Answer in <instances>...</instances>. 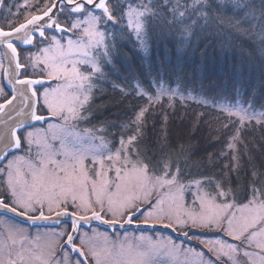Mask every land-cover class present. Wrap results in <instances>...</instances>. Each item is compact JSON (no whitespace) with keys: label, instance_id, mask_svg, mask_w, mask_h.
I'll list each match as a JSON object with an SVG mask.
<instances>
[{"label":"snow or ice","instance_id":"snow-or-ice-1","mask_svg":"<svg viewBox=\"0 0 264 264\" xmlns=\"http://www.w3.org/2000/svg\"><path fill=\"white\" fill-rule=\"evenodd\" d=\"M210 29L246 36L264 58V0H23L14 12L9 6L0 23V78L10 87L0 84V264H153L154 254L181 252L170 238L130 240L125 232L113 240L84 230L91 221L121 229L160 224L187 239L192 229L223 233L229 239L199 240L210 255L194 254V264H264V171L253 166L241 186L237 154L242 129L264 126V106L185 94L177 68L156 69L154 92L137 83L135 95L146 103L131 120L79 128L96 119L92 105L118 37L134 36L147 52L157 30L161 36L178 31L180 43L190 45L197 30ZM165 73L176 77V88ZM165 98L171 108L177 99L193 100L223 113L225 131L236 126L227 141L234 163L225 165V176H193L182 147L150 151L145 121ZM114 127L118 139L109 132ZM16 217L65 227L32 236Z\"/></svg>","mask_w":264,"mask_h":264},{"label":"trees","instance_id":"trees-1","mask_svg":"<svg viewBox=\"0 0 264 264\" xmlns=\"http://www.w3.org/2000/svg\"><path fill=\"white\" fill-rule=\"evenodd\" d=\"M197 31L189 45L180 43L182 37L178 31L161 36L157 30L148 40L147 52L142 51L133 38L118 37V52L113 64L105 68L107 88L102 86L92 105L96 118L106 125L117 126L131 120L146 103L135 95L137 83L152 91L155 70L164 72L173 67L179 70L181 89L185 94L192 92L218 104L240 101L261 110L264 106V58L260 46L246 36L229 31ZM149 66L153 69L151 76ZM165 81L169 87H177L174 75L165 73ZM113 84L119 87L113 88ZM120 88L131 94L125 98ZM201 112L205 115L198 122L197 116ZM225 123H229L227 117L211 107L193 100L181 103L177 99L175 107L171 108L165 98L162 106L147 114L146 137L150 151H158L164 145L172 152L182 147L184 156L190 157L191 171L196 178L201 175L223 177L229 171L225 165L231 166L234 162L230 152L228 155L221 153H228L227 141L236 131L235 125L225 131L222 127ZM109 132L119 138V127L110 128ZM241 140L237 154L240 158L239 182L243 186L253 166L264 171V126H256L253 122L242 129ZM231 178L236 181L237 175L231 173ZM232 187H237L236 183Z\"/></svg>","mask_w":264,"mask_h":264},{"label":"rangeland","instance_id":"rangeland-1","mask_svg":"<svg viewBox=\"0 0 264 264\" xmlns=\"http://www.w3.org/2000/svg\"><path fill=\"white\" fill-rule=\"evenodd\" d=\"M22 2H23V0H4V6L2 8H0V23H2L3 20H4V17L8 15L9 6L12 7V11L14 12L15 11V4L22 3ZM21 19H22V17H21ZM132 38H133V41L137 45L138 43L135 41V37L133 36ZM33 50L34 49H32V51ZM35 51H36V49L33 52H35ZM1 83H3L2 78H0V84ZM3 85H4V83H3ZM152 91L154 92L155 89L152 88ZM240 103H242V102H240ZM41 104H42V100H41ZM232 104H235V103H232ZM37 127L47 128L48 124H45L43 126L42 125H38ZM79 127H80V125H79ZM27 130H31V129H27ZM226 149H227V151L229 153L230 150L228 148H226ZM187 200H188L189 205H191L192 197L188 196ZM157 225H160V224H157ZM94 227H96V226H94ZM95 229L97 231L101 232V233H107L108 236L111 237V239H113V240H115L117 238V236L123 238V236L125 235V232H127V235H128L130 240L133 239L134 237H139L141 235H144L146 237H150L153 240L163 239V238H170L175 244L180 246L181 252L175 258H171V257H169L166 254H154L152 256L153 264H194V261H195V255L194 254H196V253H204V254L210 255L207 252V248L203 244L199 243V240L207 241L209 239H216L218 237L222 238V239H229L228 237L224 236L223 233L217 234V233H214V232H208V231L200 230V229H192L191 230L190 234H191L192 238L189 239V240L192 241L193 243L192 242H183L182 240L178 241L175 238H173L171 234H169L167 232L163 233V232H160V231H156V232H153V233H151V231H148V230L125 231V232H121V233H116L114 236H111L109 234L110 232L107 231V230H103L102 229L103 230L102 231V230L98 229V227L95 228ZM46 230H48V229L37 228V229H34L30 235L34 236V235L37 234L38 231H46ZM192 231H194V232H192ZM26 232L30 233V231H26ZM89 232H91V230H89ZM176 232H178V231H176ZM207 255L205 256V258H207Z\"/></svg>","mask_w":264,"mask_h":264},{"label":"water","instance_id":"water-1","mask_svg":"<svg viewBox=\"0 0 264 264\" xmlns=\"http://www.w3.org/2000/svg\"><path fill=\"white\" fill-rule=\"evenodd\" d=\"M0 51H4V49L0 48ZM3 83H4V86L7 89V91H10V87L7 85V82L3 81ZM46 83H51V82L46 81ZM37 87H40V86L37 85ZM34 123H36V125H42L43 124V122H34ZM16 220L19 221V222L25 223V224L29 225L30 227H34V226H36V227H40V226L41 227H58L57 225H55L53 223L45 224L44 222H39L37 225H32L30 222H28V221H26V220H24L22 218H19V217H16ZM91 226H96V227H98L100 229L107 230L110 233H113L114 231L123 232V231H126V230H134V231H139V230L153 231V230H157V231H161V232H167V233L171 234L172 237H174L175 239L182 240L183 242H190L189 239L185 238L180 233H178L176 231H173L172 229H169V228H164L162 225H154V226L140 225L139 227H137L136 224H133V225H125L124 228L121 229L119 227V225H117L115 228H109L107 225H104V224H102L99 221H91L90 226L89 225H85V228L88 229Z\"/></svg>","mask_w":264,"mask_h":264},{"label":"flooded vegetation","instance_id":"flooded-vegetation-1","mask_svg":"<svg viewBox=\"0 0 264 264\" xmlns=\"http://www.w3.org/2000/svg\"><path fill=\"white\" fill-rule=\"evenodd\" d=\"M35 50V49H34ZM33 50V51H34ZM26 54V53H25ZM30 72H31V69L29 70ZM105 72H106V74H107V71H106V69H105ZM1 84H3V83H1ZM52 86H54L55 85V82H52V84H51ZM101 88H102V86H105L106 88H107V79H106V81H104V82H102L100 85H99ZM5 90H6V88H5ZM43 89L41 88V91H42ZM7 91V90H6ZM100 92H98V93H96V94H99ZM94 112H95V106H94ZM45 115H47V113L45 112ZM99 118H96V119H93L92 121H91V123L90 124H84V123H81L80 124V129H84V128H91L92 126H94V125H98V124H100L101 122L98 120ZM109 119V118H108ZM49 122H55L54 120H51L50 119V121ZM45 124H47V123H43L42 124V126L43 125H45ZM38 126V125H37ZM27 130V129H26ZM56 146L57 147H59V145L58 144H56ZM20 225L22 226V227H24L25 228V230L26 231H30V233H28L29 235L32 233V231L34 230V229H37V228H42V229H49V228H55L56 230H59V228H62V227H65V225H63V224H61V225H59L58 227H36V226H34V227H30L29 225H27V224H25V223H22V222H20ZM92 228H97V227H94V226H91L90 228H88V229H84V230H86V231H89V230H91ZM98 229H100V228H98ZM100 230H102V229H100ZM103 231V230H102ZM128 231H131V230H128ZM106 232V231H105ZM123 232H125V231H123ZM153 232H156V231H151V233H153ZM116 233H121L120 231H114L113 233H109L111 236H114ZM33 236V235H32Z\"/></svg>","mask_w":264,"mask_h":264}]
</instances>
